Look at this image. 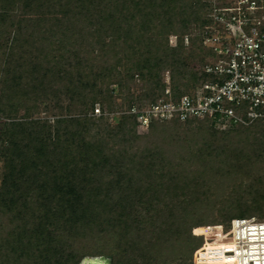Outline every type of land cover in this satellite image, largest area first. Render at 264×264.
<instances>
[{
  "label": "trees",
  "instance_id": "16d2710c",
  "mask_svg": "<svg viewBox=\"0 0 264 264\" xmlns=\"http://www.w3.org/2000/svg\"><path fill=\"white\" fill-rule=\"evenodd\" d=\"M208 11L207 0H0L9 42L0 77V264L101 255L111 264H192L203 237L191 229L219 226L207 220L215 207L229 222L264 206V123L218 129L175 119L138 134L129 112L135 100L162 94L166 72L174 99L209 78L198 68L208 53L199 36L182 40L209 23ZM116 99L126 110L111 125L103 113ZM50 101L70 113L34 117ZM96 104L102 114L93 118ZM96 241L91 253L81 250Z\"/></svg>",
  "mask_w": 264,
  "mask_h": 264
},
{
  "label": "built area",
  "instance_id": "2783aa9c",
  "mask_svg": "<svg viewBox=\"0 0 264 264\" xmlns=\"http://www.w3.org/2000/svg\"><path fill=\"white\" fill-rule=\"evenodd\" d=\"M207 1L209 23L197 35L208 52L198 68L209 78L174 99L166 72L162 95L145 107L130 108L137 128L192 118L209 120L218 129L264 123V0ZM191 37L182 36L185 46ZM168 42L175 45L177 35L171 34ZM220 227L221 235L230 240L211 250L208 245L215 239L201 235L192 264H264V218H233Z\"/></svg>",
  "mask_w": 264,
  "mask_h": 264
},
{
  "label": "rangeland",
  "instance_id": "374dc122",
  "mask_svg": "<svg viewBox=\"0 0 264 264\" xmlns=\"http://www.w3.org/2000/svg\"><path fill=\"white\" fill-rule=\"evenodd\" d=\"M191 34H192V36H195L198 33H197V31H193V32H191ZM8 43L9 42H8L7 36H1L0 35V77H1V74H2V69H3V65H4V61H5V56H6V52H7ZM165 74L166 73H164L163 80H162V85H164ZM140 87H141L140 83L135 82V83L132 84L131 89L133 90V92L135 94H139L141 92V88ZM161 92H162V90H161ZM150 101L151 100H149V99L135 100L133 102V104L136 105L138 108H141V107H145ZM122 103H123V105H122ZM66 104H67L66 102H63L60 108H56V107H54L53 102H51V101L47 102L45 105H41L40 106V111L38 113H34V117H36V118L38 117V118H41V119H46L49 122H52L54 118H56V117H58L60 115H68L70 113L69 110L66 109ZM98 107H100V106L98 104H96L95 108H98ZM120 107H125L124 100L123 99H116L115 100V109H113V111H111V112H109L107 109L105 110L103 115L105 117H107L106 118L107 119L106 122L108 124L115 125L116 124V116H119L121 112H124L126 110V109L119 110ZM95 108L93 110V115H91V116H93V118H97V117H99L102 114V112H100L101 110L99 111V113L98 112L96 113V111H95L96 109ZM20 113H22V111ZM71 113H74V112L71 111ZM136 132L138 134H145V133L148 132V129H139V128L136 127ZM0 167H1V163H0ZM245 183H247V182H245ZM243 190H245V188H243ZM227 191H229V190H227ZM255 191L256 190H254V192ZM263 193H264V186H263ZM251 198H254V194H252V196H250L249 200ZM259 201L262 202V199L259 200ZM257 203L260 204V202H257ZM217 208L218 207H215V209H213L212 212H210L211 214L209 213L210 216L207 218V220L210 221V222H213L211 220H213V218H215L214 220H216V222H222L221 224H226L227 222L223 221V219L225 217H223V216H221V214H219ZM262 210L264 211V206L256 205L251 217H254L255 219H263L264 217L262 218V216L260 215L261 213L259 212V211H262ZM220 225L219 226H217V225H208L211 228L210 227H206V226L194 228L193 230L191 229V233L195 234V235H205L207 240H210V239L214 238L215 239L214 242L209 243L208 247L213 248L211 250H217V248L221 246V243L223 242V240L227 238V237H224V236L221 235V233H220V230H221ZM196 229H199V231H196ZM98 243H99L98 241H96L95 244L93 242H90L87 246H83L81 248V250L83 252H86V253H91L92 251H94L96 249V246L98 245ZM183 250H185V249L183 248ZM101 256H104V255H101ZM188 263H189V260L187 261L186 264H188Z\"/></svg>",
  "mask_w": 264,
  "mask_h": 264
},
{
  "label": "bare ground",
  "instance_id": "6f19581e",
  "mask_svg": "<svg viewBox=\"0 0 264 264\" xmlns=\"http://www.w3.org/2000/svg\"><path fill=\"white\" fill-rule=\"evenodd\" d=\"M206 227H210V226H206ZM211 228V227H210ZM230 239H224L223 242H228ZM222 242V243H223ZM80 264H101L100 261L96 258V257H87V258H84ZM231 264H237L236 262L234 263H231Z\"/></svg>",
  "mask_w": 264,
  "mask_h": 264
},
{
  "label": "water",
  "instance_id": "95a60500",
  "mask_svg": "<svg viewBox=\"0 0 264 264\" xmlns=\"http://www.w3.org/2000/svg\"><path fill=\"white\" fill-rule=\"evenodd\" d=\"M101 264H111V260L106 256H98L96 257Z\"/></svg>",
  "mask_w": 264,
  "mask_h": 264
}]
</instances>
